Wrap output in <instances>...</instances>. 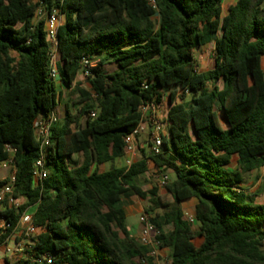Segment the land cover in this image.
Listing matches in <instances>:
<instances>
[{
	"label": "trees",
	"instance_id": "1",
	"mask_svg": "<svg viewBox=\"0 0 264 264\" xmlns=\"http://www.w3.org/2000/svg\"><path fill=\"white\" fill-rule=\"evenodd\" d=\"M34 1L0 0V164L13 157L14 196L25 201L19 209L0 203V215L15 228L29 209L45 230L35 249L56 264H156L126 223L125 208L138 197L149 202L145 214L170 264H264V204L242 187L245 175L264 166V0H237L226 13L222 0ZM39 6L64 14L58 70L61 83L79 93L72 106L80 109L52 127L49 175L36 187L34 125L60 103ZM212 43L214 65L198 71L196 51ZM86 57L97 61L91 91L77 82ZM110 63L118 67L112 73ZM186 90L191 102L179 96ZM163 95L169 134L164 153L149 159L174 175L165 194L142 188V149L131 166L99 173L128 154L124 138L138 127L141 105ZM191 199L198 233L182 208Z\"/></svg>",
	"mask_w": 264,
	"mask_h": 264
},
{
	"label": "built area",
	"instance_id": "2",
	"mask_svg": "<svg viewBox=\"0 0 264 264\" xmlns=\"http://www.w3.org/2000/svg\"><path fill=\"white\" fill-rule=\"evenodd\" d=\"M35 2V1H34ZM39 3V2H35ZM36 20L45 19L47 39L50 44L51 54V77L54 81H60V75L58 70V31L63 24L64 14L59 7H55L51 14H47L43 6H39L36 10ZM96 66L95 61L86 57L82 62L81 75L88 79L93 76L92 69ZM198 70V65H197ZM199 71V70H198ZM144 88L147 89L148 85L144 84ZM190 95L189 91H181L179 96ZM178 101H181L178 98ZM169 97L163 95L160 100L157 98L150 102H146L140 107L141 121L138 127L128 136L124 138L126 148L128 151V157L126 159L128 167L131 166L135 159L138 157L140 150L147 148L150 156H160L164 153L163 141L169 134ZM92 118H95L96 113L91 114ZM58 121L56 112H53L49 118L38 120L35 127V134L37 140L41 145V155L36 160L33 171V182L36 187L42 186L43 182L48 178V170L46 168L44 152L47 146L50 144L52 135V127ZM13 153V151H12ZM2 164L12 166V172L8 178L7 183L0 187V203L9 208H21L25 201L14 196L16 176L13 165V157ZM159 176L160 186H165L170 181V177L162 169ZM261 176L264 180V166L261 168ZM188 222L192 228L198 227V222L195 214H185ZM141 229L138 237V242L150 249L149 256L156 258L159 256L161 250L158 247L157 236L159 234L156 227L152 224L150 217L147 214H143L140 217ZM12 231L5 242L2 244L5 249V254L8 259V264H56L54 257L46 254H40L36 248V242L41 233L45 230L36 226L33 222V215L29 212V209L23 212L20 217L17 226L14 228L9 223L7 218L0 215V237L6 235Z\"/></svg>",
	"mask_w": 264,
	"mask_h": 264
},
{
	"label": "rangeland",
	"instance_id": "3",
	"mask_svg": "<svg viewBox=\"0 0 264 264\" xmlns=\"http://www.w3.org/2000/svg\"><path fill=\"white\" fill-rule=\"evenodd\" d=\"M35 2H40L39 0H35ZM65 21V18H63V23ZM209 47V46H208ZM213 47V46H212ZM206 52L208 53V58L206 59V63H203L202 61L198 60V70L199 71H208L211 70L213 65H214V61H213V49L209 47L208 50H206ZM102 58L104 59L105 56H102ZM101 58V59H102ZM95 63H97V61H95ZM106 69L109 73H112L114 71H116L118 69L117 65L115 63H110L106 66ZM79 83H81V88L86 90V91H91V87L89 84V81L87 79H81L79 80ZM223 85L222 83H220V88H222ZM79 99V93L74 90V87L71 91H67L66 96L63 97L62 99V105H60V107L57 109L56 111V115L58 117L59 121H63L65 116H66V112L67 110L72 111L74 114L78 113L80 107L79 106H72L73 101H77ZM193 99V95H187L185 102H191ZM181 102V101H179ZM85 121H83L84 124ZM142 152L140 154L139 158L135 159L136 160H140L142 159ZM146 154V158H147ZM76 158L79 160L81 159L80 156H76ZM236 160L237 158H234L233 163L236 166ZM148 161V172L145 173L141 180H140V184L142 186V188L144 190H152L154 188H157L159 190L160 195H164L166 190L165 188H160L158 186V175H160L159 169L155 166L154 162L152 160L149 159V157L147 158ZM126 160L123 163H119L118 166H126ZM108 167H110V164L108 165ZM12 172V166L7 165V164H2L0 165V182L4 181L5 179L9 178ZM172 172L168 173L169 177ZM171 179V178H170ZM172 179H174V176L172 175ZM244 186L243 189H245V191L255 197V201L257 204H264V180L262 179L261 176V171L259 170H255L247 175H245V179H244ZM132 204L133 207L129 209V213H132L131 210H133L134 214H129L127 216V226L129 227V229H132L134 233V237L136 239H138L139 237V233H140V229L138 231L137 228L139 227L140 223V217L145 214V209L147 207H149V202L148 201H144L138 197H134L132 199ZM195 209L196 207L194 205H192L191 203H189V206H186V210L188 213H195ZM193 230L195 231V233H198L199 231V227H195L193 228ZM202 243V239L200 237L197 236L196 240H195V244L197 246H200ZM155 260L156 264H170L171 259H170V251L168 249H163L160 251L159 256L156 258H153Z\"/></svg>",
	"mask_w": 264,
	"mask_h": 264
},
{
	"label": "crops",
	"instance_id": "4",
	"mask_svg": "<svg viewBox=\"0 0 264 264\" xmlns=\"http://www.w3.org/2000/svg\"><path fill=\"white\" fill-rule=\"evenodd\" d=\"M236 2H237V0H222V3H223V10H224V12L226 13V12H227V9H228L231 5H234ZM212 46H213V47H212ZM209 47H210V49H211V48L213 49V57H214V54H215V43L210 44ZM209 47L207 46V47H204V48H202V49L196 51V55H197L199 61H202L203 63H206V59L208 58V53L206 52V50H208ZM213 60H214V58H213ZM263 67H264V59H263ZM81 79H85V78L80 74V75L78 76V78H77V82L79 83V80H81ZM56 89H57V91L60 93V103H59V106H58V108H59L60 105H62V99H63V97L66 96L67 91H71L73 88H72V89H68V88H66V87L61 83V81H57V82H56ZM58 108H57V109H58ZM142 150L145 151V155L148 154V155H147V158H148V157H149V151H148V149H147V148H143ZM142 150H140V153L138 154V157H137V158L140 157V154H141ZM142 155H143V154H142ZM80 157H81V156H80ZM127 158H129L128 155H126V156H124V157H122V158H119V159L115 160L114 162H109V163H106V164H103V165L99 166V173H105V172H108V171H110V170H112V169H114V168L128 167V165H126V166H118L119 163H123V162H125V160H126ZM75 159L78 160L76 157H75ZM79 160L81 161V160H82V157H81V159H79ZM136 161H138V160H136ZM134 162H135V161H134ZM126 163H127V162H126ZM147 163H148V161H147ZM109 164H110V167H108ZM235 167H236V166H235L234 163H233V164H232V168L234 169ZM158 169H159V168H158ZM260 171H261V169H260ZM159 172H161V169H159ZM165 173L168 174V173H170V171H169V172H165ZM160 174H161V173H160ZM171 174L173 175V173H171ZM172 175H170V178H171V179H172ZM159 176H160V175L157 176L158 179H159ZM173 176H174V175H173ZM158 186H159L160 188H163V187L160 186L159 180H158ZM242 186H244V185L242 184ZM189 203H191L192 205H194V206L196 207V205H197L198 202H197L196 199H191V200H188V201L184 202V203L182 204V208H183L185 214L188 213V212L185 211V210H186V206H187V205L189 206ZM132 207H133V204H131L130 206H128L127 208H125V211H126L127 216H128L129 214H134V213H133V210H131L132 213H129V209L132 208ZM190 214H195V213H190ZM139 223H140V220H139ZM139 229H141V224L139 225V227L137 228L136 231H138ZM130 231H131V232L133 233V235H134L135 232H133L132 229H130ZM0 264H8V259H7V256H6V254H5V249H4V246H3V245H0Z\"/></svg>",
	"mask_w": 264,
	"mask_h": 264
},
{
	"label": "water",
	"instance_id": "5",
	"mask_svg": "<svg viewBox=\"0 0 264 264\" xmlns=\"http://www.w3.org/2000/svg\"><path fill=\"white\" fill-rule=\"evenodd\" d=\"M169 107L171 108V105L169 104Z\"/></svg>",
	"mask_w": 264,
	"mask_h": 264
}]
</instances>
